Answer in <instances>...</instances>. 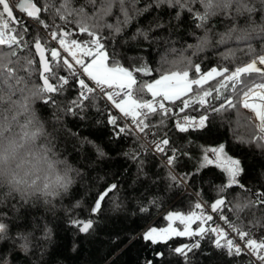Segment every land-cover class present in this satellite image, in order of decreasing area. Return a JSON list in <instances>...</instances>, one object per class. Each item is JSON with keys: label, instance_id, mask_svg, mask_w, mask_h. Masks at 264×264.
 I'll list each match as a JSON object with an SVG mask.
<instances>
[{"label": "snow or ice", "instance_id": "1", "mask_svg": "<svg viewBox=\"0 0 264 264\" xmlns=\"http://www.w3.org/2000/svg\"><path fill=\"white\" fill-rule=\"evenodd\" d=\"M139 3L140 0H86L77 7L74 0H0V162L6 161L10 152L20 153L18 171L12 173L6 186L0 187L22 201L30 196L28 189L32 188H39L36 194L43 197L58 196L61 190L67 192L72 182L68 175L71 169L64 175L57 174L54 181L41 176L45 166L51 170L66 162L54 160L50 149L37 144L39 137L48 134L34 114L32 102L41 100L56 107L59 103L56 98L74 89L77 94L66 102L67 113L80 115L89 107L101 111L103 104L106 122L112 127L114 137L134 133L137 139L140 135L151 137L148 143L153 151L165 157L166 178L170 182L188 184L193 176L210 166L221 170L226 177L225 183L215 186L216 197L212 202L204 201L201 192H196L200 199L187 213L169 212L167 227L145 230L142 235L145 242L157 245L173 237H187L189 243L171 249L187 261L188 254L199 249L202 240L210 238L213 247L232 257L234 264H264V234L257 237L249 226L259 222L256 211L264 213V191H253L240 182L244 171L241 162L226 153L223 143L214 147L198 144L196 148L201 155L194 157L187 147L193 141L189 139L185 145L177 146L171 143L168 134L169 131L186 134L202 130L208 126L213 113L237 110L239 117V106L251 113L249 134L246 139L240 138L241 143L264 149V47L257 51L249 44L245 52L247 60L231 67L217 64L206 70L183 55L188 49L196 55L212 45L213 18L230 22L225 32L216 33L217 44L233 38L251 40L264 35V0H151L143 8L137 7ZM88 5L91 11L86 10ZM153 7L174 9L176 20L187 13L190 26L201 34L190 31L196 43L187 44L184 49L167 48L155 69L143 56H127L126 66L120 49L129 40L142 38L151 44L162 39L151 33L170 30L158 20L154 27H137L130 37H125L133 20ZM14 9L31 23L20 19ZM109 17H114V22H109ZM52 42L56 46H52ZM221 55L228 60L234 58L235 53L229 49ZM212 81H215L214 86L210 85ZM21 112L29 117L24 124L17 120ZM13 122L19 124L22 134L13 132ZM30 127L34 129L31 132L27 131ZM164 128L168 131L160 135L159 130ZM84 142L92 144L98 158L106 155L94 142L87 138ZM181 157L196 160L193 171L175 172ZM117 187L116 184L107 186L87 210L89 218L73 217L71 225L79 233L87 234L92 230L95 221L91 217L102 212V204ZM234 187L240 192L230 200L226 194ZM149 204L155 205V198L149 200ZM74 207H81V203L77 202ZM225 209L231 216L225 214ZM140 211L146 213L148 207L142 206ZM245 211H250L253 217L248 224L241 215ZM213 214L223 221L227 231L214 220ZM176 221L182 229L173 226L172 222ZM7 232L8 225L0 221V240ZM48 234L46 229L45 237ZM33 240L31 232H17L13 237L15 246L25 254L32 249ZM163 255L153 249V256ZM0 264H9V261L5 259ZM146 264L153 261L147 260Z\"/></svg>", "mask_w": 264, "mask_h": 264}, {"label": "trees", "instance_id": "2", "mask_svg": "<svg viewBox=\"0 0 264 264\" xmlns=\"http://www.w3.org/2000/svg\"><path fill=\"white\" fill-rule=\"evenodd\" d=\"M150 2L140 0L137 7L143 8ZM85 3L86 0H74V6L77 7ZM86 10L91 11V5ZM175 15L174 9L164 7L158 10L153 7L133 20L124 33L125 37H130L137 27H154L158 20H162L170 30L151 33L162 37L151 44L142 38L129 40L120 49L126 66L127 56H143L155 69L159 67L160 58L167 48L181 50L187 44L196 43L189 32L196 31L200 35V30L190 26L187 13L179 20L175 19ZM108 21L114 22V17H109ZM227 23L230 22H218V18H213L212 45L196 55H192V49L184 51L183 55L191 57L194 63L201 64L202 70H206L217 64L231 67L241 60H247L245 52L249 44L257 51L264 47V35L254 36L251 40L233 38L224 44H217L219 37L216 33L225 32ZM165 40L174 43L165 44ZM229 49L234 51L235 56L224 60L221 54ZM210 85L214 86L215 81L210 82ZM76 94L74 89H69L63 96L56 98L59 102L56 107L46 105L41 100L32 102L34 114L48 134L39 137L37 144L50 149L54 160L66 162L57 167L71 169L68 175L72 182L67 192L61 190L58 196L43 197L36 194L24 201L9 196L7 189L0 187V221L8 225L6 237L0 240V262L7 259L9 264H146L151 259L153 264H234L232 257L213 247L210 238L202 240L200 248L188 254L187 261L171 249L189 243V238L173 237L167 243L157 245H151L142 238L145 230L150 227H167L170 223L167 220L169 212L187 213L198 200L196 192H201L204 201L212 202L216 197L215 186L226 181L222 171L210 166L193 176L188 184L176 185L170 182L166 178L168 168L164 159L150 149L140 136L138 139L135 133L126 137L113 136L112 127L106 122L103 104L100 105L101 111L89 107L80 115L67 113L64 110L66 102ZM238 110L241 113L239 117L237 110L211 114L208 126L202 130L186 134L169 131L170 141L179 146L185 145L190 139L193 143L187 147L194 157L201 155L196 148L198 144L214 147L223 143L226 153L241 162L244 171L239 177L240 182L253 191H264V149L254 144L241 143V137H248V117L251 113L239 106ZM28 118L23 112L17 116L19 124H24ZM19 124L13 122V132L22 134ZM33 130L31 127L27 129L29 132ZM166 131L167 128L160 129V135ZM85 138L99 145L106 155L98 158L92 144L84 142ZM142 144L144 147H141ZM134 155L137 158L133 159ZM195 166V159L181 157L175 172H191ZM111 184H116L117 190L106 198L102 212L91 217L95 221L93 229L87 234L79 233L71 225L70 219L89 218L87 210L98 194ZM238 192V188L229 189L227 198L231 200ZM153 198L156 204L150 205L149 200ZM49 200L51 203L46 202ZM77 202L81 203V207H74ZM142 206L148 207L146 213L140 211ZM225 214L231 216L228 209H225ZM241 215L245 224L253 219L250 211ZM256 217L259 222L249 226L252 231L259 229L264 232V213L256 211ZM175 226L183 227L178 221ZM192 226L195 228L196 224ZM46 229L49 230L47 237ZM17 232L33 234V247L27 254L20 251L13 242ZM153 249L164 255L153 256Z\"/></svg>", "mask_w": 264, "mask_h": 264}, {"label": "clouds", "instance_id": "3", "mask_svg": "<svg viewBox=\"0 0 264 264\" xmlns=\"http://www.w3.org/2000/svg\"><path fill=\"white\" fill-rule=\"evenodd\" d=\"M8 141L5 140L4 141V145L7 146ZM19 156L20 153H9L8 154V159L6 161L0 162V186H6L7 185V181L10 178V176L12 175V173L18 171L16 168V164L19 160ZM67 170V168H58L55 167L51 170L47 169V167L45 166L44 171L41 173L42 178L44 176H47L49 181H54L57 174L59 175H64L65 171ZM43 183V179L41 181V186ZM39 191V188H32V189H28V192L30 195H36V193Z\"/></svg>", "mask_w": 264, "mask_h": 264}, {"label": "built area", "instance_id": "4", "mask_svg": "<svg viewBox=\"0 0 264 264\" xmlns=\"http://www.w3.org/2000/svg\"><path fill=\"white\" fill-rule=\"evenodd\" d=\"M15 10V9H14ZM17 16L20 18V19H23L24 21H30L26 16H24L23 14H20L18 13V10H15ZM31 22V21H30ZM52 46H56L55 42H52ZM192 115H195V113H190ZM140 137L144 140V142L150 147V149L153 150L152 146L148 143V141L151 139V137H148V138H145L144 136L140 135ZM156 153V152H155ZM160 158L164 159L165 161V157L162 155V154H159V153H156ZM166 163V162H165ZM198 199H200L198 197ZM210 211V210H209ZM214 216V220H216L217 223H219L222 227L225 228V230L227 231V226L223 224V221H219L217 218H216V215L213 214ZM254 234L259 237L261 234H263L264 232L260 231L259 229L257 230H253Z\"/></svg>", "mask_w": 264, "mask_h": 264}, {"label": "rangeland", "instance_id": "5", "mask_svg": "<svg viewBox=\"0 0 264 264\" xmlns=\"http://www.w3.org/2000/svg\"><path fill=\"white\" fill-rule=\"evenodd\" d=\"M172 223H173V226L176 227V226H175V222H172ZM154 227H156V228H160V227H157V226H154ZM192 227H193V226H192ZM161 228H164V227H161ZM177 228H178V227H177Z\"/></svg>", "mask_w": 264, "mask_h": 264}, {"label": "water", "instance_id": "6", "mask_svg": "<svg viewBox=\"0 0 264 264\" xmlns=\"http://www.w3.org/2000/svg\"><path fill=\"white\" fill-rule=\"evenodd\" d=\"M14 14H16L15 10H14ZM16 15H17V14H16ZM187 189H188V190H190V188H189V187H187Z\"/></svg>", "mask_w": 264, "mask_h": 264}]
</instances>
